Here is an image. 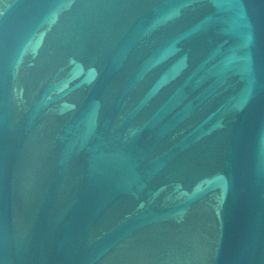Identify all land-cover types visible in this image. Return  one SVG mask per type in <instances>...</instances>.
<instances>
[{"label":"water","instance_id":"obj_1","mask_svg":"<svg viewBox=\"0 0 264 264\" xmlns=\"http://www.w3.org/2000/svg\"><path fill=\"white\" fill-rule=\"evenodd\" d=\"M0 264H264V0H0Z\"/></svg>","mask_w":264,"mask_h":264}]
</instances>
